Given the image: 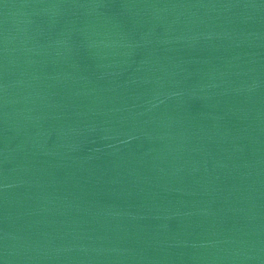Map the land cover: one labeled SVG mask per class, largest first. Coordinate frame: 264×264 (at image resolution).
Masks as SVG:
<instances>
[{
    "label": "water",
    "instance_id": "1",
    "mask_svg": "<svg viewBox=\"0 0 264 264\" xmlns=\"http://www.w3.org/2000/svg\"><path fill=\"white\" fill-rule=\"evenodd\" d=\"M0 264H264V0H0Z\"/></svg>",
    "mask_w": 264,
    "mask_h": 264
}]
</instances>
